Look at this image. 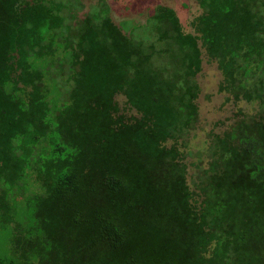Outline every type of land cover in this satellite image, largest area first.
Returning <instances> with one entry per match:
<instances>
[{
  "label": "trees",
  "instance_id": "obj_1",
  "mask_svg": "<svg viewBox=\"0 0 264 264\" xmlns=\"http://www.w3.org/2000/svg\"><path fill=\"white\" fill-rule=\"evenodd\" d=\"M197 2L191 30L164 4L126 30L105 1L72 24V2L0 0L14 264H264V0ZM206 54L257 109L212 133L195 177L182 142Z\"/></svg>",
  "mask_w": 264,
  "mask_h": 264
},
{
  "label": "rangeland",
  "instance_id": "obj_2",
  "mask_svg": "<svg viewBox=\"0 0 264 264\" xmlns=\"http://www.w3.org/2000/svg\"><path fill=\"white\" fill-rule=\"evenodd\" d=\"M56 1V0H55ZM72 2L65 8L70 13L69 22L83 18L89 11H94L102 6L105 1L111 8L114 20L119 24H126V30L144 23L152 9L158 4L174 7L183 24L191 30V20L202 12L197 0H57ZM74 16H73V15ZM197 80L201 86L198 99L200 112L197 122L189 132L184 135L182 148L185 150L186 161L190 165L191 173L195 177L202 173L208 166L210 158L209 141L213 132H219L229 127L240 116L239 111L252 114L256 111V104L246 100L235 101L227 91H220L222 73L218 63L204 55L203 68ZM121 106L125 104V96L119 97ZM21 195V194H20ZM19 195V196H20ZM22 196H20V199ZM13 227L0 222V258L4 264H14Z\"/></svg>",
  "mask_w": 264,
  "mask_h": 264
}]
</instances>
